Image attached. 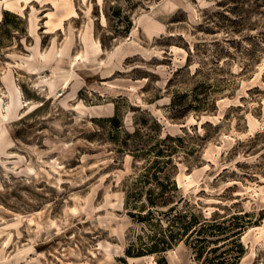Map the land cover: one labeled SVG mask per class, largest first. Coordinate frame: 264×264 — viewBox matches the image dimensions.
Masks as SVG:
<instances>
[{"label":"rangeland","instance_id":"obj_1","mask_svg":"<svg viewBox=\"0 0 264 264\" xmlns=\"http://www.w3.org/2000/svg\"><path fill=\"white\" fill-rule=\"evenodd\" d=\"M167 135L213 224L129 257ZM0 264H264V0H0Z\"/></svg>","mask_w":264,"mask_h":264},{"label":"trees","instance_id":"obj_2","mask_svg":"<svg viewBox=\"0 0 264 264\" xmlns=\"http://www.w3.org/2000/svg\"><path fill=\"white\" fill-rule=\"evenodd\" d=\"M224 17L229 20L231 19L226 15ZM231 22L236 23L237 20L231 19ZM229 40L227 39L226 41ZM232 42L238 43L239 41L233 40ZM116 120V118L112 119V121ZM175 139L181 142L183 136L167 135L159 139L160 147L157 152L158 155L145 164L143 172L133 178L131 187L126 190L125 206L130 209L129 216L138 223L146 224L151 231V234L146 236V242H142L143 237L138 236L137 244L130 243L126 249V254L129 257L139 258L147 255H163V253L170 250L183 239L188 240L194 236H200L206 227L213 224L207 219L200 220L194 215H192L190 221L181 223L183 216L181 215L182 212L178 211L179 206L184 204L189 205V202L182 195H179L180 189L175 177H173L175 172H167L168 165H172V158L178 153L179 149L178 146L169 145V141ZM195 149L191 150V153H196ZM163 154H168L167 160L163 156H160ZM134 157L136 158V156ZM160 176H164V178ZM151 182L154 183V188L149 189L144 195L143 188ZM163 208L166 210H160ZM163 220L168 222L166 227L167 232H158L157 229L161 227ZM214 226L212 225V227ZM196 240L198 242L205 239Z\"/></svg>","mask_w":264,"mask_h":264}]
</instances>
